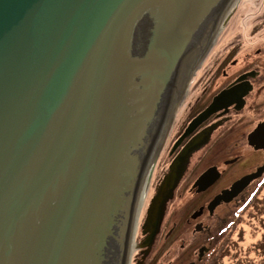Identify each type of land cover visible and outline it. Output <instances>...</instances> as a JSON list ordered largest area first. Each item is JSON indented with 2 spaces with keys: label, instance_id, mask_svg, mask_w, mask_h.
<instances>
[{
  "label": "water",
  "instance_id": "water-1",
  "mask_svg": "<svg viewBox=\"0 0 264 264\" xmlns=\"http://www.w3.org/2000/svg\"><path fill=\"white\" fill-rule=\"evenodd\" d=\"M236 9L238 0H0V264H126L147 170ZM215 128L173 160L145 225L158 229Z\"/></svg>",
  "mask_w": 264,
  "mask_h": 264
},
{
  "label": "flooded vegetation",
  "instance_id": "flooded-vegetation-1",
  "mask_svg": "<svg viewBox=\"0 0 264 264\" xmlns=\"http://www.w3.org/2000/svg\"><path fill=\"white\" fill-rule=\"evenodd\" d=\"M250 12L253 23L222 31L215 56L210 61L211 47L193 76L180 106L188 97L192 104L178 122L165 171L147 194L126 264H254V241L264 235V0L253 2ZM225 91L230 94L184 135ZM214 125L209 141L190 158L158 229L145 225L173 160Z\"/></svg>",
  "mask_w": 264,
  "mask_h": 264
},
{
  "label": "rangeland",
  "instance_id": "rangeland-1",
  "mask_svg": "<svg viewBox=\"0 0 264 264\" xmlns=\"http://www.w3.org/2000/svg\"><path fill=\"white\" fill-rule=\"evenodd\" d=\"M255 1H257V0H238V9L229 12V16H228L224 31H232V30L240 29V28H243L244 26L246 27V25L250 26L253 23L250 21V19H251L250 18V15H251L250 8L252 6V3ZM246 18H249L248 24L244 23V20H246ZM221 33H218V35H220ZM229 35H231V33H229ZM226 36H225V33H223L220 37V40H222L223 37H226ZM218 46H219V44L216 43V41H215L214 45L212 46L211 52H210V55H211L210 61L215 56L216 52L218 51V49H219ZM207 61L209 62V60H207ZM190 87L191 86H189V89H190ZM190 94H189V96H190ZM189 101L190 100L188 97V99H186L185 103L182 106H179L180 108H178L173 121L169 125V128H168L169 130H167L168 134H167V136H165L166 140L164 138L163 146L161 148L160 154H159L157 161L155 163V168L153 170V177L150 178L149 191H150L151 187L155 186V184L160 181V179H161V177H162V175H163V173L167 167L168 153H169L170 147L172 145V142L175 138V133H176V129L178 127V122L180 123L181 118L183 117V115H185V113L188 110L185 107L189 108L190 105L192 104V103H190V105H189ZM149 191H148V193H149ZM260 203H263V202L260 201ZM262 229H264V228H262ZM262 229H260V230H262ZM260 230H258V231H260ZM262 235L263 234L257 235L256 236L257 238L254 241V243H255L254 249H255V253H256V256L253 257L254 264L256 262H258L259 260H262L264 258V235H263V239L261 241H260V239H258V238H261ZM247 241H248V243L253 242V238H248Z\"/></svg>",
  "mask_w": 264,
  "mask_h": 264
},
{
  "label": "bare ground",
  "instance_id": "bare-ground-1",
  "mask_svg": "<svg viewBox=\"0 0 264 264\" xmlns=\"http://www.w3.org/2000/svg\"><path fill=\"white\" fill-rule=\"evenodd\" d=\"M216 35H217V34H215V37H216ZM215 37H214V38H215ZM171 121H172V120H171ZM170 123H171V122H170ZM165 134H166V132H165ZM164 137H165V135H164ZM164 137H163V139H162V141H161V143H160V145H159V147H158V149H157V151H156V153H155V156H154V158H153V160H152V162H151V164H150V166H149L147 172H153V170H154V168H155V163H156L157 158H158V156H159V154H160V151H161V148H162V145H163ZM150 178H151V177H147V179H146V184H145V189H144L143 199H142V203H141V208H140L139 218H140L141 211H142V208H143L144 202H145V200H146V197H147V194H148V191H149ZM139 218H138V223H137V227H136L135 236H136V234H137V230H138ZM134 245H135V237H134L133 246H134Z\"/></svg>",
  "mask_w": 264,
  "mask_h": 264
}]
</instances>
